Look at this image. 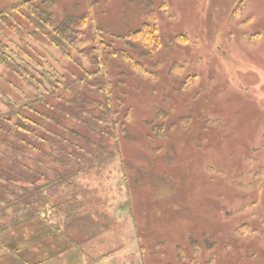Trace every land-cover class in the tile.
I'll use <instances>...</instances> for the list:
<instances>
[{
    "label": "rangeland",
    "instance_id": "rangeland-1",
    "mask_svg": "<svg viewBox=\"0 0 264 264\" xmlns=\"http://www.w3.org/2000/svg\"><path fill=\"white\" fill-rule=\"evenodd\" d=\"M20 1L0 0V10L19 6L15 33L6 35L12 44L5 42L17 45L16 52L33 49L67 81L94 69L86 53L98 29L138 26L148 3L145 11L153 17L147 21L157 19L167 46L149 62L157 63L148 67L159 77L153 97L167 94L174 115L167 118L168 157L153 163L140 148L145 137L130 143L126 154L136 160L126 165L127 178L114 140L107 139L110 153L102 152L99 163L64 184L40 180L39 188L48 186L40 192L31 191L33 185L28 192L0 191V264H61L63 252L77 247L86 264H139V243L155 249L160 239L161 253L149 259L164 263L191 235L207 239L199 241L205 248L199 261L264 264V0H54L58 20L88 14L89 1H98L92 4L95 24L90 15L86 20L91 41L83 53L52 44ZM177 33L187 37L186 44L173 41ZM173 64L181 69L172 71ZM187 75L186 89L173 92L171 81L181 83ZM22 90L31 92L0 62V113L25 101ZM134 99L144 117L151 99ZM27 195L38 209L22 207ZM76 196L82 206L74 217L89 213L112 225L97 231L82 224L63 232L71 216L48 210Z\"/></svg>",
    "mask_w": 264,
    "mask_h": 264
},
{
    "label": "trees",
    "instance_id": "trees-1",
    "mask_svg": "<svg viewBox=\"0 0 264 264\" xmlns=\"http://www.w3.org/2000/svg\"><path fill=\"white\" fill-rule=\"evenodd\" d=\"M33 1L20 2L34 16L36 25L47 32L46 38L55 46L83 53L91 41L84 29L86 20L90 15L95 24L92 4L98 1H89L88 14L66 15L62 20H58L52 10L56 5L54 0H39V5H33ZM158 5L161 11L166 10L165 2ZM18 7L11 5L0 10V62L21 79L31 92L22 90L25 101L12 103L6 112L0 113V191L22 189L28 192L27 185H33L31 191L38 189L40 192L48 188L45 185L39 188L40 180L46 181L47 185L64 184L100 162V154L107 150L103 141L107 139L115 142L125 178L128 176L126 165L136 160L125 151L132 142L142 141L145 137V143L140 148L153 163L168 157L165 147L172 123L168 125L167 118L174 112L167 102V94L154 99L158 92V79L154 77L159 78L156 77L158 71L148 67H156L157 63L155 67L149 63L152 56H157L167 46L161 38L157 19L154 17V20L147 21L148 17H153L145 11L150 5L147 3L142 9L146 16L138 20L136 27L126 24L119 32L98 29L94 45H90L86 53L93 57L94 69L84 70L83 74L68 81L33 49L27 51L19 48L16 52L14 48L17 45H9L12 42L6 35L8 32L15 33L17 20L14 12ZM172 39L178 44L187 43V37L178 33ZM179 69L181 66L177 64L171 67L172 71ZM130 75L134 76V81ZM189 80L190 75L181 83L173 79L170 88L173 92L183 91ZM142 95L151 99L147 102L149 113L144 117H140L134 99ZM181 117L185 119L184 122L189 121L187 116ZM162 148L164 152L161 154ZM106 153H110V150ZM31 196L27 195L20 202L26 210L38 209L34 207ZM78 200L77 196L63 200L60 205L54 204L48 210H65L66 216H71L69 226H61L63 232L71 228L81 229L85 224L94 225L97 231L112 225L102 224L89 213L84 217H74L79 215L77 210L82 206ZM131 208L135 214L133 206ZM87 232L95 233L91 227L87 228ZM87 232L84 231L85 234ZM190 238L187 244H177L172 256L164 263L157 260L156 264H210L212 260L199 261L205 250L199 241L206 242L207 239L194 235ZM162 243L160 239L155 249L139 243V264H150L149 257L161 253L158 248L163 247ZM185 253L188 255L186 258Z\"/></svg>",
    "mask_w": 264,
    "mask_h": 264
},
{
    "label": "crops",
    "instance_id": "crops-1",
    "mask_svg": "<svg viewBox=\"0 0 264 264\" xmlns=\"http://www.w3.org/2000/svg\"><path fill=\"white\" fill-rule=\"evenodd\" d=\"M68 242H70V241H68ZM77 248H75V249L73 248V251L70 252L71 255H70L69 251H67L69 253L68 255H66L67 253L64 251L62 254L63 255V261L61 264H86L85 263L86 260L84 258V255L82 254L79 247H77ZM64 256H65V259H64Z\"/></svg>",
    "mask_w": 264,
    "mask_h": 264
}]
</instances>
